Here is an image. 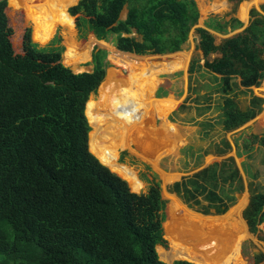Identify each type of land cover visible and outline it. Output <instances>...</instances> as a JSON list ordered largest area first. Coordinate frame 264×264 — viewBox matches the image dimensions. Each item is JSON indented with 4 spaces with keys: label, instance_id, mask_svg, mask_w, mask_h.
I'll return each instance as SVG.
<instances>
[{
    "label": "trees",
    "instance_id": "obj_1",
    "mask_svg": "<svg viewBox=\"0 0 264 264\" xmlns=\"http://www.w3.org/2000/svg\"><path fill=\"white\" fill-rule=\"evenodd\" d=\"M74 1L57 0L55 13L59 18L65 15L63 22L39 6L23 10L43 34L54 25L73 24L78 39L88 33L95 40L111 35L115 50L139 56L179 51L198 20L193 0H77L65 9ZM5 5V0H0V35ZM23 6L29 5L25 1ZM123 7L125 16L119 19ZM258 10L249 9L245 28L218 45L205 29L194 30L195 49L204 60L202 65L190 60L187 73L205 71L213 76L219 96V125L224 132L251 120L263 102L250 95L247 105L240 108L232 90L257 87L264 77V3ZM238 26L237 20L229 18L224 22L209 19L205 27L225 33L226 27L232 31ZM4 50L0 37V264H164L158 256V246H164V202L157 183L151 180L144 193L131 192L124 180L107 169L114 162L98 153L103 146L114 152L120 149L121 135L138 125L149 107L133 103L130 107L141 113L135 118L128 111H102L100 107L108 102L88 100L97 87L122 78H114L109 71L100 83L107 66L101 49H91L88 72H44L40 76L29 72L23 61L7 59ZM67 53L71 58L77 56L74 46H67ZM210 54L218 57L207 61ZM63 56L65 64L71 65L65 52ZM39 67L46 64L37 63ZM233 78H238L235 85ZM261 86L263 89L264 80ZM83 110L92 130L89 150L107 168L88 151L89 127ZM128 141L125 134L123 146ZM253 144L264 148V131L250 134L241 147L247 151ZM219 145L216 153L229 149L224 140ZM169 191L188 208L200 206L195 211L202 215H221L242 185L236 169L226 170L222 162L171 184ZM185 211L178 204L174 211L173 225L183 224L188 231L182 243L171 245L178 260L171 264H215L213 260L220 258L221 231L190 211L186 212L192 217L187 218ZM241 217L248 233L255 234L257 226L264 223L263 194L249 192ZM163 229L165 238L168 222ZM261 241L264 248V235ZM263 260L262 253L253 256V263Z\"/></svg>",
    "mask_w": 264,
    "mask_h": 264
},
{
    "label": "rangeland",
    "instance_id": "obj_2",
    "mask_svg": "<svg viewBox=\"0 0 264 264\" xmlns=\"http://www.w3.org/2000/svg\"><path fill=\"white\" fill-rule=\"evenodd\" d=\"M25 1L29 6H23ZM36 1L40 5L34 0H5L6 5L3 10L5 25L0 37L5 44L4 56L7 59L23 61L30 68L29 72L36 76H40L44 72L52 75H60L65 71L80 73L88 72L90 69V66L87 65L90 48H99L105 52V61L107 62L100 83L104 81L106 73L109 71L115 74L114 78L117 79L119 75L122 78L120 82H106L98 90L97 87L95 93L90 95L88 100L96 104L113 103L108 104V107L105 108L106 105H104L102 111H109L108 108L118 110L119 113L128 111L134 114L135 118H137L138 112L129 108L133 103L139 102L149 107L146 109L144 118L139 120L140 123L121 135L120 149L114 152L112 148L103 146L98 153H105L109 162L111 164L114 162L113 167L108 169L124 180L131 192L144 193L151 180L157 183L160 198L164 202L161 222V237L164 240V246H158V256L163 263L171 264L173 261H178L173 257L171 245L174 242L182 243L188 231L186 226L179 222L177 226L173 225L175 208L177 204H181L186 211L205 217L208 224L221 231L222 238L218 243L220 258L213 260L215 264H237L239 259L241 264H264V260L260 263H253V256L257 253H262L264 256L261 241L264 235V224L257 226L255 234H250L241 217V212L247 204L249 192H260L264 196V179L253 178V175L264 174V150L256 149L250 152V157H243V161L240 163L245 165L240 167V171L243 173L245 188L241 193L235 194L229 208L221 215H214L211 212L202 215L195 211L200 206L188 208L169 191L172 183L189 177L199 169L213 163L223 162L225 169L228 170L234 165L233 161H228V157L235 158V164L238 163L234 144H240L241 140L248 138L250 134L260 135L264 131V88L262 89L261 86L264 79L257 87H250L248 90L232 87L234 98L240 108L246 106L250 95L261 98L263 102L260 111L251 120L235 130L224 132L219 125L217 110L219 96L216 93L213 76L205 71H197L192 75L187 73L190 59L197 61L198 65H202L203 61L200 53L195 49L197 36L194 30L196 28L203 26L211 18L220 21L234 18L241 20V24L245 26L249 9H257L260 4L264 3V0H258L251 6H247L248 0H193L198 11L197 23L189 30L180 51L160 56L120 53L113 47L111 35H107L105 40L97 41L88 33L83 39H78L73 24L72 27L54 25L50 32L43 34L38 30L36 23L28 19L23 9L39 6L44 12L53 14L55 19L60 22L64 21L65 15L63 18H59L55 13L58 12L57 0ZM76 1L68 4L65 9L73 6ZM31 5L34 6L30 7ZM214 6H218L215 8L216 11L213 10ZM125 12V7H123L119 13V19L124 18ZM70 19L73 22V18L70 17ZM239 29L231 31L227 28L226 34L214 31L210 34L216 45L222 38L239 32ZM52 36L53 39H51ZM67 46H74L77 56L73 58L67 56ZM64 52L71 61V65L65 64ZM186 55L187 60L184 68L171 71L183 61V56L186 57ZM214 55L210 54L206 60H212L215 58ZM37 63H44L46 67L37 68ZM151 74H155V82H150V77L153 76ZM231 83L237 84L236 79L233 78ZM118 88H122V90L119 91ZM104 92L105 94L102 96L101 94ZM167 95L168 98H166ZM152 97L161 99L157 102V99L154 100ZM165 99H176L178 105L168 100L163 101ZM162 102L165 103V107L161 105ZM160 105L164 113L159 108ZM156 106H158L159 112ZM172 107H174V113L171 114ZM163 123L166 125V129L161 127ZM89 129L88 139L92 131L90 127ZM168 129L171 132H167ZM125 134L128 135L129 141L126 146H123L122 140ZM172 136L175 139L173 141ZM221 140L230 144V151L224 156L212 154L214 147L220 146ZM87 142L86 140L90 152ZM168 147L173 150L170 152ZM119 153L123 154L120 156V164L117 163ZM97 160L101 164V161ZM243 168L246 169L248 177L245 176ZM113 171H117V173ZM201 205L205 206L206 202H201ZM185 214H187V218L192 217L188 212ZM167 222L168 229L164 238L163 225Z\"/></svg>",
    "mask_w": 264,
    "mask_h": 264
},
{
    "label": "crops",
    "instance_id": "obj_3",
    "mask_svg": "<svg viewBox=\"0 0 264 264\" xmlns=\"http://www.w3.org/2000/svg\"><path fill=\"white\" fill-rule=\"evenodd\" d=\"M248 1H249V3H248L247 6L254 5V3L251 2V0H248ZM255 10H256V11H259V10H258V7H257V9H255ZM262 15L264 16V14H262ZM211 19H212V18H211ZM228 19H229V18H228ZM228 19H227V20H228ZM216 20H217V19H216ZM227 20H222L221 22H224V21H227ZM235 20H236V19H235ZM242 20H245V19H242ZM208 21H209V20H208ZM208 21L205 22V24H203V26H200L199 28L205 29V30L210 34V32L212 33V31H214V30H211V29H208V28L205 27V26H206V23H208ZM219 21H220V20H219ZM237 21L240 23V26L236 27L235 29L240 28V29H239V30H240L239 32H241L242 29L245 28V26L247 25V23H246V25L244 26V24H241V20H237ZM247 21H248V12H247ZM235 29H234V30H235ZM226 30H227V27H226ZM226 30H225V31H226ZM232 31H233V30H232ZM214 32H216V31H214ZM239 32H237V33H239ZM237 33H236V34H237ZM221 34H226V32H225V33H221ZM210 35H211V34H210ZM233 35H235V34H233ZM211 36H212V35H211ZM231 36H232V35H231ZM231 36L224 37V38H222L221 40H223V39H225V38H228V37H231ZM212 37H213V36H212ZM196 42H197V38H196ZM196 42H195V43H196ZM213 42H214V40H213ZM219 43H220V42H219ZM219 43H218V44H219ZM218 44H216V45H218ZM195 45H196V44H195ZM197 51H198V50H197ZM198 52H199V51H198ZM199 53H200V52H199ZM200 55H201V53H200ZM211 55H214V54H211ZM208 56H210V55H208ZM214 57H215V58L218 57V54H215ZM208 61H211V60H208ZM216 77H218V76H216ZM235 79H236V81L238 82V78H234V80H235ZM263 79H264V78H263ZM232 80H233V79H232ZM262 81H263V80H262ZM239 89H242V88L239 87ZM117 90L120 91V90H122V88H118ZM242 90H244V89H242ZM172 97H173V96H172ZM152 98H153V97H152ZM166 98H168V95L166 96ZM153 99H154V100L157 99L156 101L158 102V100L161 99V98H156V97H154ZM166 100H168V99H165V100H163V101H166ZM169 100H170V99H169ZM171 100H172V99H171ZM172 101L175 102V103L177 104V100H176V99H174V100H172ZM108 104H113V103H107V104H104V105H106V106L103 105L104 108H105V107H108ZM173 104H174V103H173ZM177 105H178V104H177ZM246 105H247V104H246ZM175 106H176V105H175ZM175 106H174V107H175ZM174 107H172L173 109L171 108L172 110H170L171 114L174 113ZM102 108H103V107H101V110H102ZM129 108H130L131 110L136 111V112H138V113L140 114L139 111L134 110V109L131 108V107H129ZM175 108H176V107H175ZM178 108H179V106L177 107V109H178ZM260 108H261V105H260ZM108 109L111 110L110 108H108ZM259 111H260V110H259ZM259 111H258V112H259ZM258 112H257V113H258ZM257 113H256V114H257ZM118 114H119V111H118ZM256 114H255V115H256ZM140 115H141V114H140ZM141 117H142V115H141ZM142 119H143V117H142ZM161 127H162L163 129H165V125H164V123L162 124ZM168 130H169V129H168ZM167 132H169V131H167ZM171 139H172V141L175 140V139H174V136H172ZM242 140H243V139H242ZM242 140H241L240 144H237V143L234 141V142L236 143V144H234V147H235V149H236V157H237V160H238L237 162H238V163L235 164V162H234V161H235V158L232 159L231 157H228V159H229L228 161H229V162H232V161H233L234 165H232V167H234V168L236 169V171H237V173H238V176H239L240 179H241V185L243 184V185H242V191H243L244 188H245V185H244V183H243V181H244V180H243V176H242L243 173H241V171H240V167L242 168V166L245 165V164L241 165V163H242V161H243V157H247V158H248V157H250V152L255 151L256 149H262V150H264V148H257V146H256L255 144H253V145L251 146L250 149H248L247 151H244V150L242 149V147H241V145H242ZM224 141H225V140H224ZM226 142H227V141H226ZM227 143H228V142H227ZM228 145H229V149H228L225 153H221V154H220V153H216V149H215V147H214V150L212 151V154H215V155H217V156H224L225 154H227V153L230 151L231 146H230L229 143H228ZM168 149H169L170 152L173 150V149H170V147H168ZM167 152H168V150H167ZM207 153H208V152H207ZM226 159H227V158H226ZM240 162H241V163H240ZM213 164H214V163H213ZM263 164H264V161H263ZM211 165H212V164H211ZM208 166H210V165H208ZM206 167H207V166H206ZM201 169H202V168H201ZM201 169H199V170H201ZM199 170H198V171H199ZM243 170H244V173H245V176H246V169L243 168ZM196 172H197V171H196ZM246 177H248V176H246ZM253 178H255V179H257V178L264 179V174H263V175H260V174H259V175H253ZM253 178H252V179H253ZM181 179H182V178H181ZM181 179H180V180H181ZM162 180H163V179H162ZM180 180H179V181H180ZM179 181H178V182H179ZM174 183H175V182H174ZM172 184H173V183H172ZM242 191H241V192H242ZM241 192H239V193H241ZM239 193H234L233 196L235 197V194L237 195V194H239ZM259 193H260V192H259ZM261 194H262V193H261ZM173 198H174V197H173ZM247 201H248V200H247ZM180 205H181V204H180ZM228 208H229V207H228ZM233 209H234V208H233ZM239 209H240V207L238 208V210H239ZM239 211H240V210H239ZM191 213H192V212H191ZM228 213H229V212H228ZM228 213H227V214H228ZM193 214H194V213H193ZM227 214H226V215H227ZM195 215H196V214H195ZM202 217H203V216H202ZM215 218H221V217H215ZM262 224H264V223H262ZM246 234H247V233H246ZM247 236H248V234H247ZM247 236H246V237H247ZM246 237H245V238H246ZM243 239H244V238H243Z\"/></svg>",
    "mask_w": 264,
    "mask_h": 264
},
{
    "label": "bare ground",
    "instance_id": "obj_4",
    "mask_svg": "<svg viewBox=\"0 0 264 264\" xmlns=\"http://www.w3.org/2000/svg\"><path fill=\"white\" fill-rule=\"evenodd\" d=\"M257 1H258V0H251V2L254 3V4H255ZM219 5H220V4H219ZM222 5H223V4H222ZM212 6H213V5H212ZM212 6H211V7H212ZM216 7H218V6H214V8H213L214 11H216V10H215ZM217 9H218V8H217ZM217 12H218V11H217ZM217 12H216V13H217ZM32 29H33V28H32ZM32 36H33V35H32ZM186 60H187V55H186V57L183 56V61H181V62L178 64V66H177L175 69L171 70V71H177V70L183 69ZM171 71H170V72H171ZM151 75H153V76L150 77V75H149V77L151 78V79H150V80H151L150 82H152V81L155 82V79H154L155 74H151ZM147 79H148V78H147ZM105 83H106V82H105ZM150 94H151V93H150ZM150 97H151V96H150ZM168 101L171 102V103H173L172 100H168ZM164 104H165V103H163V102L161 103L162 106H164ZM161 105L159 106V108L162 109ZM84 106H85V105H84ZM102 107H103V106H102ZM156 107H157L158 112H159L160 110H159L158 106H156ZM164 107H165V106H164ZM100 108H101V107H100ZM98 109H99V108H98ZM162 113H164L163 109H162ZM140 114H141V113H140ZM83 115H84V110H83ZM84 117H85V115H84ZM142 117H143V116H142ZM85 120H86V117H85ZM86 122H87V120H86ZM87 124H88V122H87ZM165 124H166V123H165ZM88 126H89V125H88ZM165 126H166V125H165ZM165 129H166V128H165ZM169 129H170V128H169ZM89 130H90V129H89ZM167 131H170V130H167ZM172 131H173V130H172ZM170 132H171V131H170ZM87 141H88V134H87ZM87 143H88V142H87ZM92 155H93V154H92ZM93 156H94V155H93ZM94 157H95V156H94ZM95 158H96V157H95ZM101 164L104 165L102 162H101ZM104 166L107 168V165H104ZM107 169H108V168H107ZM239 253H240V252H239ZM158 259H159V258H158ZM159 260H160V259H159ZM160 261H161V260H160ZM162 262H163V261H162ZM164 263H165V262H164Z\"/></svg>",
    "mask_w": 264,
    "mask_h": 264
},
{
    "label": "clouds",
    "instance_id": "obj_5",
    "mask_svg": "<svg viewBox=\"0 0 264 264\" xmlns=\"http://www.w3.org/2000/svg\"><path fill=\"white\" fill-rule=\"evenodd\" d=\"M70 17V16H69ZM74 28V27H73ZM98 41V40H97ZM182 47V46H181ZM91 49L92 48H90V51H91ZM97 49H99V48H97ZM90 51H89V53H90ZM180 51V50H179ZM120 52V51H119ZM178 52V51H177ZM121 53V52H120ZM175 53V52H174ZM131 54V53H130ZM170 54H172V53H170ZM166 55V54H165ZM139 56V55H138ZM158 56H160V55H158ZM202 57V56H201ZM89 58V57H88ZM191 60V59H190ZM189 60V61H190ZM204 60V59H203ZM203 62V61H202ZM189 63V62H188ZM209 74V73H208ZM84 109V108H83ZM87 123V122H86ZM88 125V124H87ZM97 160V159H96ZM98 161V160H97ZM118 163V162H117ZM118 164H120V163H118ZM102 165V164H101ZM104 166V165H103ZM105 167V166H104ZM109 170V169H108ZM110 171V170H109ZM111 172V171H110ZM156 247V246H155ZM155 247H154V251H155ZM156 253V252H155ZM159 260V259H158ZM160 261V260H159ZM187 262V261H186ZM189 263H191V262H189Z\"/></svg>",
    "mask_w": 264,
    "mask_h": 264
},
{
    "label": "water",
    "instance_id": "obj_6",
    "mask_svg": "<svg viewBox=\"0 0 264 264\" xmlns=\"http://www.w3.org/2000/svg\"><path fill=\"white\" fill-rule=\"evenodd\" d=\"M121 53H124V52H121Z\"/></svg>",
    "mask_w": 264,
    "mask_h": 264
}]
</instances>
